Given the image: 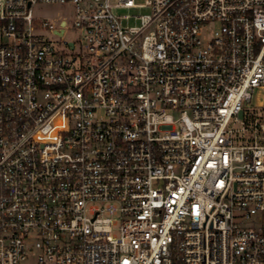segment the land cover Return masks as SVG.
Segmentation results:
<instances>
[{
	"label": "built area",
	"instance_id": "built-area-1",
	"mask_svg": "<svg viewBox=\"0 0 264 264\" xmlns=\"http://www.w3.org/2000/svg\"><path fill=\"white\" fill-rule=\"evenodd\" d=\"M143 6L0 0V264H264V0Z\"/></svg>",
	"mask_w": 264,
	"mask_h": 264
},
{
	"label": "rangeland",
	"instance_id": "rangeland-1",
	"mask_svg": "<svg viewBox=\"0 0 264 264\" xmlns=\"http://www.w3.org/2000/svg\"><path fill=\"white\" fill-rule=\"evenodd\" d=\"M148 0H134V3L144 5L143 7L136 8H122L113 10V13L118 16H129L128 19L122 21L123 25L134 26L139 25V20L134 19L137 16H144L150 14V9L146 6ZM73 8L71 5H61V4H40L33 10V16L38 19H46L50 22H58L60 20L69 21L72 18ZM76 33L68 32L63 36V40L75 41ZM258 104L264 105V88L254 89L249 103H244V110L250 112L254 110L255 106ZM233 129H240V124L235 123L231 126Z\"/></svg>",
	"mask_w": 264,
	"mask_h": 264
},
{
	"label": "water",
	"instance_id": "water-1",
	"mask_svg": "<svg viewBox=\"0 0 264 264\" xmlns=\"http://www.w3.org/2000/svg\"><path fill=\"white\" fill-rule=\"evenodd\" d=\"M241 116H242V113L240 112V113H239V117H241Z\"/></svg>",
	"mask_w": 264,
	"mask_h": 264
}]
</instances>
